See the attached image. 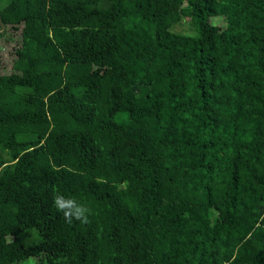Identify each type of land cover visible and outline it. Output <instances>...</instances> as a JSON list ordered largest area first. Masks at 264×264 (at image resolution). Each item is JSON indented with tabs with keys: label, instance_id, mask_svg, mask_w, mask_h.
<instances>
[{
	"label": "trees",
	"instance_id": "1",
	"mask_svg": "<svg viewBox=\"0 0 264 264\" xmlns=\"http://www.w3.org/2000/svg\"><path fill=\"white\" fill-rule=\"evenodd\" d=\"M0 28V264H264V0H8Z\"/></svg>",
	"mask_w": 264,
	"mask_h": 264
},
{
	"label": "clouds",
	"instance_id": "2",
	"mask_svg": "<svg viewBox=\"0 0 264 264\" xmlns=\"http://www.w3.org/2000/svg\"><path fill=\"white\" fill-rule=\"evenodd\" d=\"M54 206L63 213V217L68 223H72L73 220L84 224L89 222L90 210L73 198H65L63 195L57 194L54 196Z\"/></svg>",
	"mask_w": 264,
	"mask_h": 264
},
{
	"label": "rangeland",
	"instance_id": "3",
	"mask_svg": "<svg viewBox=\"0 0 264 264\" xmlns=\"http://www.w3.org/2000/svg\"><path fill=\"white\" fill-rule=\"evenodd\" d=\"M7 2H8V0H0V5L5 6L7 4ZM215 24H217L219 26H224L225 22L222 19H216ZM0 40H1L0 47H2L1 48L2 52L10 54V57L7 58V62H8V59L10 60L12 58L11 56H13L12 48L14 47V45H15V47H18L21 45V41H22L21 35L19 32H10V34L6 38L5 29L0 28ZM9 40L11 42H9ZM9 54H8V56H9ZM2 67L3 66L0 65V68H2Z\"/></svg>",
	"mask_w": 264,
	"mask_h": 264
}]
</instances>
